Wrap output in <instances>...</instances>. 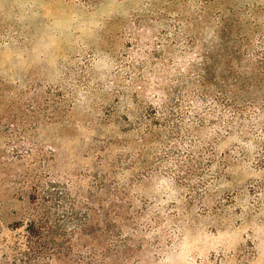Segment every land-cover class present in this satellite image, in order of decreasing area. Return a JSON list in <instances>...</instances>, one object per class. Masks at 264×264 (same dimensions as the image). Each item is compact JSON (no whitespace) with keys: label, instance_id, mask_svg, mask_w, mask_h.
<instances>
[{"label":"rangeland","instance_id":"rangeland-1","mask_svg":"<svg viewBox=\"0 0 264 264\" xmlns=\"http://www.w3.org/2000/svg\"><path fill=\"white\" fill-rule=\"evenodd\" d=\"M43 207L123 226L106 264H264V0H0L2 245Z\"/></svg>","mask_w":264,"mask_h":264},{"label":"trees","instance_id":"trees-1","mask_svg":"<svg viewBox=\"0 0 264 264\" xmlns=\"http://www.w3.org/2000/svg\"><path fill=\"white\" fill-rule=\"evenodd\" d=\"M181 61L185 62L183 56L178 58V62ZM170 71L171 69H169ZM163 93L168 94L165 90H163ZM222 93L224 98L228 96L236 99L239 96L238 91L230 86L223 88ZM184 100L186 99L183 92H181L176 100L177 108L181 107ZM198 103L200 102L198 101ZM186 119L182 111L180 113L181 122L186 121ZM228 123L230 122L228 121ZM112 175L116 177V172L112 173ZM114 183L118 184V182ZM103 189L107 190V187ZM114 194L115 192L111 191L110 196H107L109 202L111 201L110 214L112 209H115L116 212L117 204L111 200ZM65 197L66 203L72 205L71 209L76 210L75 205L80 201V197L72 196L68 189H66ZM206 197L203 199H206ZM119 217L117 216V218ZM77 219L75 215H71L65 222L59 224L46 207L37 209L35 216L29 217L23 224L15 227V229L22 227V231L18 233L11 245L5 246L0 242V264H106L112 257L110 254L112 251L111 245H119L125 249L126 243L124 242L127 239L122 240L119 236L123 232V226L119 227L115 224L116 220L113 221V218L109 217V222L114 223V228L111 225L108 227V223L106 225L108 227V236L116 237V240H113L115 241L114 243L111 241L112 239L106 241V234L96 240L86 239V225L88 220L90 221V217L81 224ZM72 223L74 224L70 226ZM106 225L105 228H107ZM66 227H69L70 230ZM130 228L128 229L130 230ZM73 237L76 239L72 240ZM85 242L87 247L83 250ZM120 252L122 250H119L114 256L120 258Z\"/></svg>","mask_w":264,"mask_h":264}]
</instances>
